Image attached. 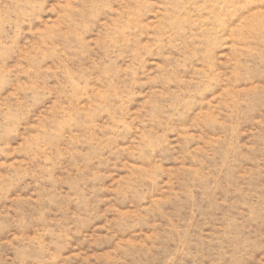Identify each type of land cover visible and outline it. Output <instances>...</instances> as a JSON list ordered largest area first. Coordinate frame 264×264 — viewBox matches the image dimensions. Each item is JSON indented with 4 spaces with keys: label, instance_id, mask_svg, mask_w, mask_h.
Instances as JSON below:
<instances>
[{
    "label": "rangeland",
    "instance_id": "obj_1",
    "mask_svg": "<svg viewBox=\"0 0 264 264\" xmlns=\"http://www.w3.org/2000/svg\"><path fill=\"white\" fill-rule=\"evenodd\" d=\"M0 264H264V0H0Z\"/></svg>",
    "mask_w": 264,
    "mask_h": 264
}]
</instances>
